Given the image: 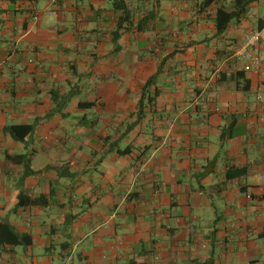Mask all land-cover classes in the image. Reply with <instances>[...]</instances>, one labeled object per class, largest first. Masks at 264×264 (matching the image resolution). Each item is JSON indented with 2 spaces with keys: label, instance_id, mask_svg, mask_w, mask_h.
Returning a JSON list of instances; mask_svg holds the SVG:
<instances>
[{
  "label": "crops",
  "instance_id": "1",
  "mask_svg": "<svg viewBox=\"0 0 264 264\" xmlns=\"http://www.w3.org/2000/svg\"><path fill=\"white\" fill-rule=\"evenodd\" d=\"M248 1L0 0V264H264Z\"/></svg>",
  "mask_w": 264,
  "mask_h": 264
},
{
  "label": "trees",
  "instance_id": "2",
  "mask_svg": "<svg viewBox=\"0 0 264 264\" xmlns=\"http://www.w3.org/2000/svg\"><path fill=\"white\" fill-rule=\"evenodd\" d=\"M238 8H240V7H238V5H236L234 11L225 10L223 7L219 8L217 10L216 25H217V29H218L219 33H223L227 29V27L229 26L230 22L238 19L245 9L244 7H242L241 9H238ZM125 14L127 15V12H125ZM120 20H124V19H120ZM119 28H120V24H119ZM157 76H158V73L153 75L147 81L145 86L143 87L142 97H141L140 102H139L138 117H140L142 115V111H143L145 105L152 104L154 99H155L157 92H154V94L151 95V92H149V88L153 84V82L155 81ZM147 96H148V98H147ZM33 128H34V125H28V126H26V125H15V126H11L9 130L11 131V133L16 138L22 140L24 138V136H26L28 133H30L33 130ZM8 234L10 235L9 237H8ZM4 240L18 241V242L22 241V239L19 238V236H17L16 234L13 233L11 227L8 224H2L0 226V241L4 242Z\"/></svg>",
  "mask_w": 264,
  "mask_h": 264
},
{
  "label": "built area",
  "instance_id": "3",
  "mask_svg": "<svg viewBox=\"0 0 264 264\" xmlns=\"http://www.w3.org/2000/svg\"><path fill=\"white\" fill-rule=\"evenodd\" d=\"M261 31L254 29L251 31L236 49L233 59L241 63L245 71H259L264 62L262 51Z\"/></svg>",
  "mask_w": 264,
  "mask_h": 264
}]
</instances>
